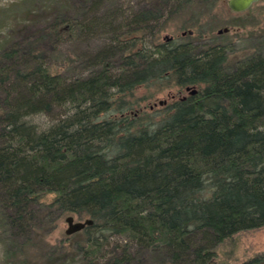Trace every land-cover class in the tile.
<instances>
[{"label": "trees", "instance_id": "trees-1", "mask_svg": "<svg viewBox=\"0 0 264 264\" xmlns=\"http://www.w3.org/2000/svg\"><path fill=\"white\" fill-rule=\"evenodd\" d=\"M216 1L162 0L197 21ZM156 15H136L82 76L51 71L36 43L0 47V236L13 264H210L219 242L264 226V52L230 65L208 30L199 42L135 33ZM67 22L56 15L49 37ZM151 85L197 91L137 109L134 91ZM54 108L45 127L29 120ZM64 215L92 223L46 247ZM113 235L124 241L109 249Z\"/></svg>", "mask_w": 264, "mask_h": 264}, {"label": "rangeland", "instance_id": "rangeland-1", "mask_svg": "<svg viewBox=\"0 0 264 264\" xmlns=\"http://www.w3.org/2000/svg\"><path fill=\"white\" fill-rule=\"evenodd\" d=\"M169 4L162 0H0V47L13 43L24 46L36 43L46 52L51 71L68 78L86 75L90 70L89 57L104 44L130 34L132 19L150 8L159 14L156 15L158 17L148 20L147 28L135 32L146 39L199 42L203 40L196 37L197 31L205 29L213 35L214 41L227 47L230 65L255 52H264V0H255L239 11L231 9L228 0H217L209 11L200 7L203 13L198 21L191 18V9L168 12ZM56 15H62L68 22L59 25V35L49 37L47 32ZM185 87L172 85L160 89L156 85L140 86L132 99L137 98V109L159 110L191 94ZM60 113L62 109L54 108L47 114L32 115L29 120L45 127ZM53 197L54 193H44L40 200L49 202ZM66 216L57 221L52 235H47L46 247L66 236ZM74 219L84 220L77 216ZM122 241V236L113 235L107 247L111 249ZM214 251L210 264H241L253 258L259 259L257 264H264V226L238 231L219 242ZM11 254L0 236V264L20 261V256L12 257L14 255ZM145 257L147 264H162L158 256L148 254ZM24 264L41 263L28 258Z\"/></svg>", "mask_w": 264, "mask_h": 264}, {"label": "water", "instance_id": "water-1", "mask_svg": "<svg viewBox=\"0 0 264 264\" xmlns=\"http://www.w3.org/2000/svg\"><path fill=\"white\" fill-rule=\"evenodd\" d=\"M253 1L255 0H228V4L231 9L235 11L243 10L247 8ZM221 30H219L220 32ZM186 90H189V93L193 94L197 91V89L193 86H186ZM161 103V101L159 102ZM152 107V106H151ZM65 220L68 224L65 232L67 234L74 233L82 229L85 225H89L92 223L90 218H86L84 220H75L73 215H67Z\"/></svg>", "mask_w": 264, "mask_h": 264}]
</instances>
